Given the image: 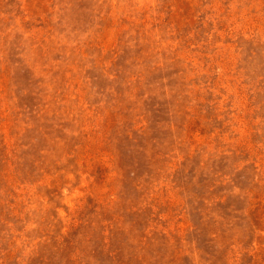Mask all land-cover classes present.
<instances>
[{
	"label": "rangeland",
	"instance_id": "1",
	"mask_svg": "<svg viewBox=\"0 0 264 264\" xmlns=\"http://www.w3.org/2000/svg\"><path fill=\"white\" fill-rule=\"evenodd\" d=\"M0 264H264V0H0Z\"/></svg>",
	"mask_w": 264,
	"mask_h": 264
}]
</instances>
